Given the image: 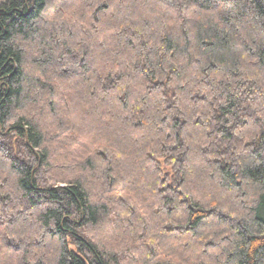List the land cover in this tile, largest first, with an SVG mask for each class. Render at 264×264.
I'll return each instance as SVG.
<instances>
[{"label": "trees", "instance_id": "16d2710c", "mask_svg": "<svg viewBox=\"0 0 264 264\" xmlns=\"http://www.w3.org/2000/svg\"><path fill=\"white\" fill-rule=\"evenodd\" d=\"M0 264H264V0H0Z\"/></svg>", "mask_w": 264, "mask_h": 264}]
</instances>
